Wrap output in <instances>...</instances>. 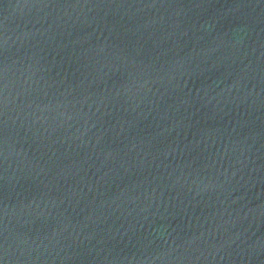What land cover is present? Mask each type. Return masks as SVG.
Instances as JSON below:
<instances>
[{
    "label": "water",
    "instance_id": "1",
    "mask_svg": "<svg viewBox=\"0 0 264 264\" xmlns=\"http://www.w3.org/2000/svg\"><path fill=\"white\" fill-rule=\"evenodd\" d=\"M0 264H264V0H0Z\"/></svg>",
    "mask_w": 264,
    "mask_h": 264
}]
</instances>
